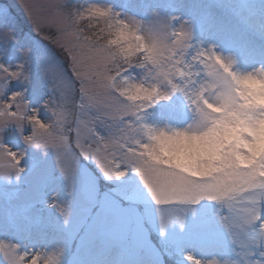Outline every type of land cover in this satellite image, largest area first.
<instances>
[{"label":"clouds","instance_id":"1","mask_svg":"<svg viewBox=\"0 0 264 264\" xmlns=\"http://www.w3.org/2000/svg\"><path fill=\"white\" fill-rule=\"evenodd\" d=\"M132 2L43 0L36 14L34 0H10L56 55L21 45L0 22V183L19 186L29 153L51 151L59 189L44 204L60 232L79 200L112 216L124 252L137 255L130 264H153V253L166 264L169 231L185 232L189 209L207 202L231 256L183 251L185 264H264V0L244 5L247 14L232 7L241 26L260 32V58L246 68L208 38L212 12L137 0V14ZM9 45L19 59L5 58ZM177 100L184 123L151 120ZM75 243L4 235L0 264H73Z\"/></svg>","mask_w":264,"mask_h":264},{"label":"rangeland","instance_id":"2","mask_svg":"<svg viewBox=\"0 0 264 264\" xmlns=\"http://www.w3.org/2000/svg\"><path fill=\"white\" fill-rule=\"evenodd\" d=\"M185 2L195 14L203 11L213 13L215 27L213 32L208 34V38L215 40L222 51L235 53L242 67L246 68L256 63L260 58L259 29L255 26L253 28L241 26L232 14V7L240 6L247 14L243 6L258 4V0H185ZM34 3L36 7L33 11L39 14L43 0H34ZM128 10L137 14L143 11L137 0L129 4ZM0 22H7L16 30L21 45L34 46L45 55H56L53 49L32 35L29 13L10 3V0H0ZM253 23L255 25V19ZM8 57L19 59L16 45L8 46L5 58ZM34 92H38L41 97L45 94L44 86L38 80L34 82ZM165 119L176 124L185 122L187 114L180 101L160 106L151 116L153 122H163ZM10 142L18 143L14 137ZM52 160L51 151L47 159H42L39 152H30L26 160L28 173L20 185L8 186L0 183V238L4 235L16 238L28 231L35 235L67 236L76 242L73 264H130L132 260L137 259L134 251L124 252L119 237L112 228V216L107 211L97 212L79 200L70 231L67 234L59 231L58 218L44 204L52 191L59 189ZM126 183H134V178H130ZM216 212L215 205L201 203L189 209L185 232L180 233L175 229L169 231L166 246L170 247L172 254L181 259L183 264H185L183 251L194 252L205 259L212 255H217L221 259L231 256L223 229L216 223ZM9 217L14 221V226L9 224ZM151 259L153 264H159V256L155 253L151 255Z\"/></svg>","mask_w":264,"mask_h":264},{"label":"trees","instance_id":"3","mask_svg":"<svg viewBox=\"0 0 264 264\" xmlns=\"http://www.w3.org/2000/svg\"><path fill=\"white\" fill-rule=\"evenodd\" d=\"M17 20H18V18H17ZM22 30L23 31L25 30V25L24 24L22 26ZM153 239L155 240L156 237H154ZM164 250L167 251L168 256L171 257L170 259L168 257H165L166 264H183V262L181 261V259H179L177 256H175V255L172 254L169 246L168 247L166 246V248H161L160 252L164 253L165 252Z\"/></svg>","mask_w":264,"mask_h":264}]
</instances>
